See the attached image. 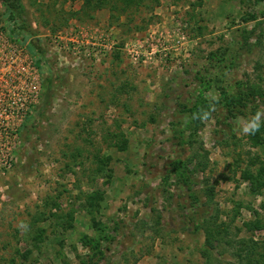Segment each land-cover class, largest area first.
I'll return each instance as SVG.
<instances>
[{
	"label": "rangeland",
	"instance_id": "rangeland-1",
	"mask_svg": "<svg viewBox=\"0 0 264 264\" xmlns=\"http://www.w3.org/2000/svg\"><path fill=\"white\" fill-rule=\"evenodd\" d=\"M84 1L0 0V264H264V0Z\"/></svg>",
	"mask_w": 264,
	"mask_h": 264
},
{
	"label": "built area",
	"instance_id": "built-area-1",
	"mask_svg": "<svg viewBox=\"0 0 264 264\" xmlns=\"http://www.w3.org/2000/svg\"><path fill=\"white\" fill-rule=\"evenodd\" d=\"M40 93L41 78L31 57L16 37L0 28V125L16 131L17 109L26 108Z\"/></svg>",
	"mask_w": 264,
	"mask_h": 264
},
{
	"label": "clouds",
	"instance_id": "clouds-1",
	"mask_svg": "<svg viewBox=\"0 0 264 264\" xmlns=\"http://www.w3.org/2000/svg\"><path fill=\"white\" fill-rule=\"evenodd\" d=\"M214 99L216 97H213ZM210 112H203L200 114L198 118L204 120L210 117ZM264 117V111H257L256 114L250 117L247 120H244L240 125V130L243 135H254L256 132L260 130L261 127V118Z\"/></svg>",
	"mask_w": 264,
	"mask_h": 264
},
{
	"label": "trees",
	"instance_id": "trees-1",
	"mask_svg": "<svg viewBox=\"0 0 264 264\" xmlns=\"http://www.w3.org/2000/svg\"><path fill=\"white\" fill-rule=\"evenodd\" d=\"M83 1H84V0H83ZM88 2H89L88 0H85V1H84V3H86V4H87ZM127 2H128V1H127ZM127 6H128V5H125L124 7H122V12H123L124 10H126V8H128ZM10 35H12V34H10ZM12 36H14V35H12ZM14 37H15V36H14ZM28 47H29V49L32 51V49H33L32 45H29Z\"/></svg>",
	"mask_w": 264,
	"mask_h": 264
}]
</instances>
